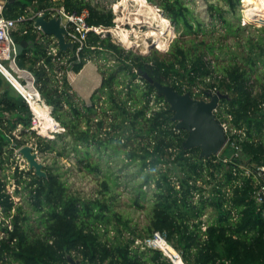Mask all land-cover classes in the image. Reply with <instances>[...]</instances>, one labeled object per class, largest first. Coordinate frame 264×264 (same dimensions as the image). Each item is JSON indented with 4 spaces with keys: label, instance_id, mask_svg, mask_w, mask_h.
I'll use <instances>...</instances> for the list:
<instances>
[{
    "label": "trees",
    "instance_id": "16d2710c",
    "mask_svg": "<svg viewBox=\"0 0 264 264\" xmlns=\"http://www.w3.org/2000/svg\"><path fill=\"white\" fill-rule=\"evenodd\" d=\"M147 1L160 7L181 33L166 53H136L110 33L90 31L81 62L72 65L57 64L66 52L50 54L49 36H31L32 44L18 54L17 64L32 72L65 130L54 138L37 135L29 128L31 110L18 93L9 89L0 99V110L16 117L11 124L0 121V206L5 216L12 215L13 226L0 224L5 232L0 264H70L71 259L80 264H174L161 249L146 244L156 231L185 264H264V197L256 195L264 185L258 169L264 166V25L251 30L211 3L213 20L205 29L184 0ZM222 1L232 13L240 2ZM59 4L69 11L87 8L91 25H115L111 8L86 0H14L5 3L3 14L30 17V7L36 12ZM22 25L14 32L17 42L29 38L33 19ZM228 36L232 44L224 40ZM108 54L114 63L102 71L91 103L72 91L65 73L60 78L56 73L69 67L79 72L89 60ZM139 70L196 98L209 90L226 95L216 111L228 124V143L220 155L200 158L199 148L183 146L187 131L176 129L170 104ZM198 84L203 87L196 91ZM18 124L25 127L24 137L12 134ZM32 138L40 153H54L55 160L44 166L46 177L30 169L13 175L16 193L25 195L26 204H17L2 169L12 157V141L19 147ZM233 142L240 144L238 155ZM70 155L81 171L101 175L95 196L69 189L56 159ZM117 159L134 164L141 175L132 206L146 212L144 224L119 209L118 179L105 167Z\"/></svg>",
    "mask_w": 264,
    "mask_h": 264
},
{
    "label": "rangeland",
    "instance_id": "374dc122",
    "mask_svg": "<svg viewBox=\"0 0 264 264\" xmlns=\"http://www.w3.org/2000/svg\"><path fill=\"white\" fill-rule=\"evenodd\" d=\"M118 1L119 0H100L99 3L108 4L107 7L111 8L113 13L115 14V18H114L115 25H114V28L113 27L109 28L111 30L109 33L115 42L121 44L125 48L132 49L134 52L142 53V54H147L152 49H156L162 53H166L171 48V45L175 42V40L177 38H180L181 33L176 30L174 25L171 23L170 19L164 14L163 10L157 5L149 2L151 5L156 7L159 13L165 16L166 20L169 19L168 22L170 21V25L172 29V34L169 33V31H164L165 34L162 37V40H163L162 46L158 47V44L155 42V37L150 36L148 33L151 30L162 31L163 26L161 25V23L157 19L153 18V14L149 13V11L146 9L145 6L143 10L144 12L141 15L136 13L135 10L138 8L139 4L135 0L125 1L126 2L125 6H127L128 8L122 6L116 9L114 6ZM184 1L187 3V5L192 10L193 15L199 20H202L203 27L205 29H209L211 27L209 26V24H210V21L212 23V20H213L212 15L210 14L211 12L209 8V5L211 3L219 4V6L223 8L224 13L228 18L233 19L235 21L239 20L241 25H244L247 28H249L248 26L250 25L251 30H254L255 27H261L264 25V20L262 21H255V20L247 21L246 20L244 16L246 15V10L249 8V6H247L243 0H240L236 8V11H234V13L228 10V8L224 5V2L222 0H184ZM95 4H98V3H95ZM218 24L219 23H217V26ZM127 29H129V31ZM120 30H126L129 32V41H130L129 43L122 40L120 32H119ZM138 35H144L145 40L140 41V42H135L137 40ZM198 36L199 38L202 37L201 34H199ZM188 37L189 36H182L183 39H187ZM206 38L208 39L209 35L206 36ZM224 40L230 44L234 42V39L230 36H228ZM154 44H157V45H154ZM108 56H109L108 58H104V57L102 58L101 56H97L91 59L92 61H94L97 67L98 74L101 76L103 75L102 71L105 69H108L110 65L114 63L113 60L111 59V55L108 54ZM64 73L67 76L69 75V73L71 74V76L73 75L72 72L68 73L66 71H63L62 74ZM57 74L59 76V73ZM201 87H203V84H198L194 88V90L198 91L199 89H201ZM199 98L209 99L207 95H200ZM88 103H91V100H89ZM225 125H226L225 127L227 128L228 127L227 122H225ZM27 143L32 144L38 150L35 138L28 139ZM226 145L224 146L222 151L225 149ZM9 146L10 148H13V143H11ZM13 149H12V157L8 159V162L6 163L5 167L2 169V174L7 175L6 177L7 179H8V176L15 171L14 164L16 162L15 160L16 158L14 156L15 151ZM222 151L216 155H220ZM54 155H55L54 153L44 154V153L39 152V158L42 162L45 163V165L51 164L55 160ZM56 160H58L56 165L59 167L60 172L63 174V178L67 180L69 189L72 192H75L76 194H79L81 196H86V197L95 196L98 189L101 188L100 186V180L102 179L101 175H95L92 173H86V172L81 171L76 165L72 155L68 157H60V158H57ZM107 165L110 166L108 169H107ZM105 167H106V170L111 172L112 178L117 177L118 179V184L116 185L117 187L116 191L118 192H116V194L118 196L117 200H118V206H119L120 211L130 215L134 220L139 221L141 224H144L145 219H146V212L141 209H136L134 206H132L134 200L137 197L134 186L139 185L141 181V175L138 174V172L136 171L134 164H131V163L124 164L120 159L119 160L117 159L116 161L113 160L112 162L105 164ZM24 169L28 170L27 163H26V168ZM25 170L24 172H26ZM245 173L249 174L250 169L247 168ZM7 186H8L9 192L14 196L15 203L26 204L25 199H24L25 195L24 196L21 195L20 194L21 192L16 193L17 188L15 185V178L9 179L7 182ZM144 190L149 191V187L144 186Z\"/></svg>",
    "mask_w": 264,
    "mask_h": 264
},
{
    "label": "built area",
    "instance_id": "2783aa9c",
    "mask_svg": "<svg viewBox=\"0 0 264 264\" xmlns=\"http://www.w3.org/2000/svg\"><path fill=\"white\" fill-rule=\"evenodd\" d=\"M92 1V3H98V5H106L103 3L100 4V0H86ZM46 14L47 18L53 16L59 17L61 19V24L65 26L67 30L66 40L71 42L73 47L68 49L65 55L59 56L57 60L58 65H72L73 62H81L82 53L87 46V37L90 31L95 32L98 35L104 36L106 33H109L111 30L108 27L103 25H91L88 23L87 19L89 17V10L87 8L82 9L81 11L72 10L69 11L65 8L63 4L49 6L45 9L36 11L33 16H26L24 14L19 15L18 17L11 18L3 14V4L0 2V79H5L18 93L21 98L27 103L29 109L31 110V120H30V130L35 131L37 135L47 136L54 138L57 133L63 132L65 129L60 125V123L52 115V106L49 105L44 97L42 96L39 88L35 83L34 75L27 70H21L17 65V44L14 37V32L18 30L19 25H21L26 19H33V25L38 32L37 39L44 40L45 36H49V46L48 52L50 54L56 55L60 50L57 44V39L54 36L46 35L40 26H36L34 19L37 15ZM220 28V25L217 26ZM27 33V30L23 31ZM73 69L69 67L66 69V72H71ZM59 73V78L62 76L63 71ZM58 75V74H57ZM221 77L220 75H218ZM45 110L54 120L55 129L47 128L44 126L45 119L42 118L41 110ZM218 109V108H217ZM217 111V110H216ZM225 125V122H223ZM226 126V125H225ZM45 127V128H44ZM227 133L228 129L226 128ZM17 138H20L18 136ZM228 143V140H227ZM235 152L234 154L238 155L241 150L240 144L233 142ZM20 147V146H19ZM19 147L16 146V143L13 142V148L15 151V171L8 176V179H14L13 175L16 173L24 172L26 168V160L18 152ZM36 149V147H35ZM37 150V149H36ZM259 172L264 176V166L258 168ZM29 170V169H28ZM27 172V170H25ZM24 172V173H26ZM7 177V176H6ZM7 190L9 192L8 186ZM256 195L259 198L260 196L264 197V185L256 191ZM12 215L5 216L4 209L0 206V224L9 225V228L12 229L13 226L10 224ZM0 237L5 235V232L0 230ZM165 239L164 235L156 231L154 236L146 239L145 242L148 246L159 248L163 253L170 258V260L175 263L173 257L166 253L159 245L158 241ZM166 240V239H165ZM167 241V240H166ZM168 242V241H167ZM170 244V243H169ZM171 245V244H170ZM175 249V248H174ZM178 252V251H177ZM179 253V252H178ZM180 255V253H179ZM181 257V255H180ZM182 259V258H181ZM184 262V261H183Z\"/></svg>",
    "mask_w": 264,
    "mask_h": 264
},
{
    "label": "water",
    "instance_id": "95a60500",
    "mask_svg": "<svg viewBox=\"0 0 264 264\" xmlns=\"http://www.w3.org/2000/svg\"><path fill=\"white\" fill-rule=\"evenodd\" d=\"M13 2L14 0H8ZM36 26H40L46 35L54 36L61 52L72 49L71 42L66 40L67 30L61 24L59 17L47 18L46 14L37 15L34 19ZM32 41L21 40L17 44V51L20 54ZM139 73L147 79L157 90L159 95H163L170 104V109L174 111L173 120L176 122V129H185L187 136L183 141L185 148H199L200 158L216 155L222 151L227 143L228 135L224 123L216 114L220 100L226 96L221 92L209 90V99L193 97L189 92L179 93L173 85L163 84L154 81L146 72L139 70ZM18 152L26 160L28 169L38 177H46L44 169L45 163L39 158V152L32 144H24L19 147ZM70 264H80L71 259Z\"/></svg>",
    "mask_w": 264,
    "mask_h": 264
},
{
    "label": "bare ground",
    "instance_id": "6f19581e",
    "mask_svg": "<svg viewBox=\"0 0 264 264\" xmlns=\"http://www.w3.org/2000/svg\"><path fill=\"white\" fill-rule=\"evenodd\" d=\"M125 1L126 0H119L116 4L114 3L115 4L114 7L116 9H118V8H120L122 6L123 7H127V6H125V3H126ZM135 1L139 4L138 8L135 10L136 13H138L139 15H141L144 12L143 10H144V6H145L146 9L149 11V13L153 14V18L157 19L161 23V25L163 26V30L162 31L151 30L148 33L150 36H154L155 37V42L158 44V47H161L162 46V41H163L162 40V37L165 34L164 31H169V33L172 34V29L170 27V24H169L168 20H166L165 16H163L161 13H159V11H157L156 7H154L153 5H151L150 3H148L146 0H135ZM243 1H244V3L247 6H249V8L246 10V15L244 16L247 21H251V20L262 21V20H264V0H243ZM120 11H121V9H120ZM138 18H139V16H138ZM129 19H130V17H129ZM127 30L129 31V29H127ZM128 31H126V30H120L119 32H120V35H121L122 40H124L125 42H128L129 43L130 41H129V32ZM144 40H145L144 35H138L137 36V40L135 42H140V41H144ZM157 44H154V45H157ZM41 115H42V118L45 119L44 126L47 127L48 129L49 128L55 129L54 120L52 119V117L44 109L41 110ZM158 245L166 253H169L173 257V259L175 260V263L176 264H184V262L181 259L179 253L177 252V250L174 249V247L172 245H170L165 239L159 240L158 241Z\"/></svg>",
    "mask_w": 264,
    "mask_h": 264
},
{
    "label": "crops",
    "instance_id": "0c3cea01",
    "mask_svg": "<svg viewBox=\"0 0 264 264\" xmlns=\"http://www.w3.org/2000/svg\"><path fill=\"white\" fill-rule=\"evenodd\" d=\"M0 2H1V4H3V10H4L5 3L9 2V1L8 0H0ZM29 10L32 14L35 13V12H33V9H31V7L29 8ZM22 27H23L22 24L19 25L18 30H21ZM28 32L27 33H28L29 38L26 40L32 41L30 38L31 36H33V35L38 36V32L36 31L34 25H33V29L28 31ZM18 67H19V65H18ZM19 68L21 70L30 71L26 68H21V67H19ZM71 72L73 75L71 76V74L69 73V75L67 77L69 80V84L72 87V91H74L77 94V96L80 97V99H83V100L89 102L91 95L93 94V92L98 87H100L101 81H102V76L98 74L97 67H96L94 61L89 60L79 72H75L74 70H72ZM9 89L11 90L12 95L16 94V92L12 91V89L10 88L9 83L5 79L2 78L0 80V99L3 97L5 91H7ZM15 118L16 117H14L13 113H11L10 111L0 110V121L4 120V123L6 122L8 124H11V123H13V121H15ZM24 129H25V127L23 124H18L17 127L12 131V134L15 135V137H18V136H20V138L24 137L21 133ZM13 142H14V140L12 141V143Z\"/></svg>",
    "mask_w": 264,
    "mask_h": 264
},
{
    "label": "flooded vegetation",
    "instance_id": "af4514ba",
    "mask_svg": "<svg viewBox=\"0 0 264 264\" xmlns=\"http://www.w3.org/2000/svg\"><path fill=\"white\" fill-rule=\"evenodd\" d=\"M170 24V23H169ZM171 27V26H170Z\"/></svg>",
    "mask_w": 264,
    "mask_h": 264
}]
</instances>
